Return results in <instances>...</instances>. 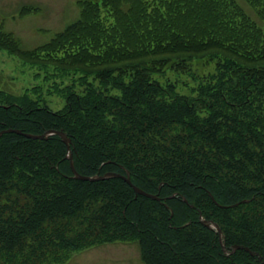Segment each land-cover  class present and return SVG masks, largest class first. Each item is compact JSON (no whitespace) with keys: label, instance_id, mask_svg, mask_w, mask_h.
I'll list each match as a JSON object with an SVG mask.
<instances>
[{"label":"trees","instance_id":"16d2710c","mask_svg":"<svg viewBox=\"0 0 264 264\" xmlns=\"http://www.w3.org/2000/svg\"><path fill=\"white\" fill-rule=\"evenodd\" d=\"M244 2L264 27V0ZM263 27L236 0H94L30 51L0 31L30 71L0 89V264L115 242L143 264H264ZM8 129L62 130L79 174L159 199L76 179L59 135Z\"/></svg>","mask_w":264,"mask_h":264},{"label":"rangeland","instance_id":"374dc122","mask_svg":"<svg viewBox=\"0 0 264 264\" xmlns=\"http://www.w3.org/2000/svg\"><path fill=\"white\" fill-rule=\"evenodd\" d=\"M94 0H0V31L12 34L18 48L24 52L49 43L57 33L79 18L81 4ZM257 23H263L244 2L236 0ZM32 9L30 14L20 16L22 8ZM264 28V27H263ZM194 62V67L207 72L211 65ZM16 56L0 47V89L20 92L29 79L30 71ZM62 101L51 98L52 109H58ZM64 264H143L139 258L137 243L115 242L86 249L77 253Z\"/></svg>","mask_w":264,"mask_h":264},{"label":"water","instance_id":"95a60500","mask_svg":"<svg viewBox=\"0 0 264 264\" xmlns=\"http://www.w3.org/2000/svg\"><path fill=\"white\" fill-rule=\"evenodd\" d=\"M6 131H9V132H15L17 134H20V135H23L25 136L26 138H34V139H42V138H45L47 137L48 135L50 134H57L61 137L62 141L66 144V148H67V155H66V158H68L69 160V164H70V168H71V171L73 173V177L76 178V179H80V180H90V181H94V180H101V179H105V178H109V177H121L123 178L128 184L130 187L133 188V190L135 191L136 194H140V195H143V196H146L148 198H152V199H159L157 197V195L155 194H151V193H147L145 192L144 190H142L141 188L137 187L136 185H134L131 181H130V177H129V174L127 173L125 176L124 175H121V174H118V173H106L102 176H84V175H81L79 174L75 168H74V163H73V159H72V150L70 148V138L67 137V135L65 134V132H63L62 130H59V131H55V130H48L46 132H44L43 134H40V135H37V134H31V133H25V132H22L21 130L19 129H8ZM3 133L0 132V135ZM209 195L211 196V194L209 193ZM183 200L185 202H187V200L185 198H183ZM247 199H244L243 202H246ZM236 204L234 205H231V206H235ZM200 221L203 225H205L207 228H210V229H215L218 234H219V238H220V241L222 242V232L220 230V228L218 227V225L216 223H210V222H207L205 221L202 216L200 215ZM241 248L240 246H234L232 251H234L235 249L237 248ZM246 251H248L251 255L254 254V252L250 251L249 248H245Z\"/></svg>","mask_w":264,"mask_h":264}]
</instances>
